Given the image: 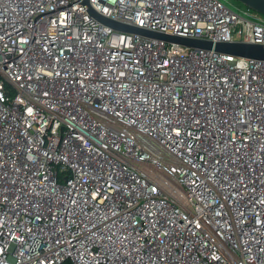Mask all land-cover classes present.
<instances>
[{
	"label": "built area",
	"instance_id": "2783aa9c",
	"mask_svg": "<svg viewBox=\"0 0 264 264\" xmlns=\"http://www.w3.org/2000/svg\"><path fill=\"white\" fill-rule=\"evenodd\" d=\"M90 8L264 45L225 0H0V264H264V59Z\"/></svg>",
	"mask_w": 264,
	"mask_h": 264
},
{
	"label": "water",
	"instance_id": "95a60500",
	"mask_svg": "<svg viewBox=\"0 0 264 264\" xmlns=\"http://www.w3.org/2000/svg\"><path fill=\"white\" fill-rule=\"evenodd\" d=\"M87 1V0H86ZM240 3L250 7L251 9L264 14V0H237ZM91 13L97 17L102 23L119 31L136 33L143 37L162 39L169 42H176L182 45L198 47L204 49H214L217 52L235 54L239 56L264 59V45L246 42H212L205 39H195L181 35H172L161 31L149 30L134 24H127L118 20L103 16L90 8Z\"/></svg>",
	"mask_w": 264,
	"mask_h": 264
},
{
	"label": "rangeland",
	"instance_id": "374dc122",
	"mask_svg": "<svg viewBox=\"0 0 264 264\" xmlns=\"http://www.w3.org/2000/svg\"><path fill=\"white\" fill-rule=\"evenodd\" d=\"M225 1H227L228 3H230V4H232V5L236 6V7L247 8L246 5H244V4L242 5L237 0H225Z\"/></svg>",
	"mask_w": 264,
	"mask_h": 264
},
{
	"label": "trees",
	"instance_id": "16d2710c",
	"mask_svg": "<svg viewBox=\"0 0 264 264\" xmlns=\"http://www.w3.org/2000/svg\"><path fill=\"white\" fill-rule=\"evenodd\" d=\"M239 2V1H238ZM240 3V2H239ZM242 4V3H241Z\"/></svg>",
	"mask_w": 264,
	"mask_h": 264
}]
</instances>
